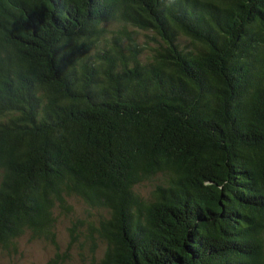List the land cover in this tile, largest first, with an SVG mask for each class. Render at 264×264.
Segmentation results:
<instances>
[{"label": "trees", "instance_id": "trees-1", "mask_svg": "<svg viewBox=\"0 0 264 264\" xmlns=\"http://www.w3.org/2000/svg\"><path fill=\"white\" fill-rule=\"evenodd\" d=\"M61 215L80 264H264V0H0V252L72 264Z\"/></svg>", "mask_w": 264, "mask_h": 264}, {"label": "rangeland", "instance_id": "rangeland-1", "mask_svg": "<svg viewBox=\"0 0 264 264\" xmlns=\"http://www.w3.org/2000/svg\"><path fill=\"white\" fill-rule=\"evenodd\" d=\"M111 24V23H110ZM110 26V25H109ZM138 30V29H137ZM150 30H138L137 36L141 39H144V34L149 35ZM139 191L142 195H148L150 191V186L148 184L142 185L139 188ZM68 201L74 207V215L69 216L71 219H75L77 217H82V206L74 200ZM85 217V215L83 216ZM58 218V219H57ZM56 241L59 247L60 252L67 251L70 254V261L72 264H80L83 262L82 259L86 258L87 250L84 252H79L78 247L75 244L71 245L70 248H67V243L69 240L67 228L70 226L67 217L61 215L56 217ZM95 218H91L94 220ZM82 230L79 227V230ZM101 246L98 247L97 255H100L102 250ZM58 251L55 247L49 242H39L38 240H33L29 235L24 234L16 240V251L11 253H1L0 252V264H46L49 259L54 257V254ZM83 254V256L81 255Z\"/></svg>", "mask_w": 264, "mask_h": 264}]
</instances>
